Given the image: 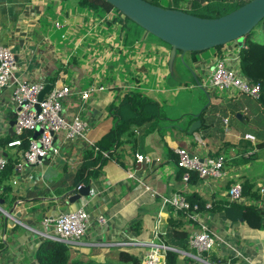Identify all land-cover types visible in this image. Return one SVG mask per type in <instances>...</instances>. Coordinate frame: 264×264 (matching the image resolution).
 Here are the masks:
<instances>
[{
  "label": "crops",
  "instance_id": "1",
  "mask_svg": "<svg viewBox=\"0 0 264 264\" xmlns=\"http://www.w3.org/2000/svg\"><path fill=\"white\" fill-rule=\"evenodd\" d=\"M14 4L24 6L18 16ZM119 19L122 16L115 10L80 7L77 0H0V45H9L14 52L13 78L68 86L71 93L62 100V113L66 118L78 115L87 122L85 135L89 142L101 141L115 126L117 117L109 107L117 105L126 93L139 92L160 108L159 117L154 116L152 123L142 126L132 122L126 126L120 135V161L112 156L94 164L91 169L98 173L88 176L89 195L74 203L68 202V196L63 202L62 188L46 195L30 192L50 188L66 174L75 173L83 161V151L91 147L83 139L68 141L60 134L54 138L58 154L41 163L23 165L21 171L12 170L9 178L0 180V264H37L34 252L45 239L43 219L77 208L87 211L89 221L84 236L69 243L72 258L118 264V254L123 251L142 259L152 249L150 243H164L156 236L164 233L171 217L180 220V229L191 235L205 223L218 238L219 255H233L240 261L222 264H241L242 258L248 264H264V229L251 228L242 218L235 219L234 214L226 215L220 209L228 206L227 190L235 182L249 179L256 187H264V147H255L252 157L253 151L239 153L243 147H254L260 141L254 136V141L245 138L244 127L264 129L254 122L261 107L255 99L246 103L245 95L229 98L233 95L208 92L204 87L205 73L212 67L215 50H211L212 58L202 53L195 55L193 63L186 61V65L182 63L184 54L181 58L176 53L170 64V47L164 44L138 41L128 48L123 41L125 28ZM237 50L233 43H228L220 51L234 57ZM176 58V64L181 65L177 68L178 78L173 70ZM189 71L198 76L203 73L202 105L200 102L186 109L185 105L170 107L184 87L182 82ZM89 84L104 89L82 100L80 91ZM11 91V86L0 91V141L14 134L10 131L15 116ZM165 105L168 107L164 110ZM201 110L204 126L190 133L189 127L195 120L201 126V119H193ZM177 147L200 156L225 152V176L184 181L182 170L176 165ZM135 153L148 155L151 162H137ZM16 156L20 161L15 146L4 147L0 143V157L8 160ZM130 172L133 177H129ZM175 192L205 202L198 221L192 223L187 216L169 207L162 208L161 197ZM253 202L243 195L240 203ZM98 216H103L105 223H99ZM157 220L158 232L154 231ZM16 225L23 229L18 230Z\"/></svg>",
  "mask_w": 264,
  "mask_h": 264
},
{
  "label": "trees",
  "instance_id": "2",
  "mask_svg": "<svg viewBox=\"0 0 264 264\" xmlns=\"http://www.w3.org/2000/svg\"><path fill=\"white\" fill-rule=\"evenodd\" d=\"M167 1L168 5L165 8L182 10L199 17L215 18L237 9L249 0H206L205 3H202L199 0ZM77 2L78 6L80 7L89 9H101L104 12L115 10L118 15L122 16V19H119V21L122 23V27L125 28L123 41L128 48H133L138 41H156L158 43L166 45L167 47H170L169 44L165 43L161 39L143 29L135 22L131 21L119 10L114 8L113 5L105 0H77ZM150 2L154 5L161 6L159 5V0H150ZM257 26H261L264 29V18L255 27ZM250 34L251 32L244 36L243 45L240 48L237 46L236 41H231V43H233L238 48L239 66L243 74L250 81L260 84V94L259 97L255 100L261 107V114H257L254 116V122L258 125L264 126V40L261 42L253 41L250 39ZM222 46L223 45L216 46L215 49L217 54L221 53L220 50ZM197 53L198 51L186 52L184 53L183 60L186 61L185 55L188 54L190 59L189 61H192L193 63L195 61V55ZM190 71L188 74L192 79L194 77L197 80L198 78L200 79V77L196 73L193 75ZM195 78L194 82L200 86L201 82H196ZM49 84L53 86L54 83L50 82ZM245 96H247V103H249V101L251 102V100L253 99L248 95ZM236 97L237 95L229 98ZM123 109L126 110V112L121 111ZM109 111L117 117L115 126L110 128L104 134L101 141L93 144V146L83 151V161L77 171L71 174L68 173L62 178L58 179L50 186V188H46L37 192H30V194L46 195L50 192V190H58V188H62L63 190H65V194L63 195V197H61V199L63 200V202H65L67 196L69 197L71 193L77 192V187L79 185H88L89 175L95 176L98 173L97 170L91 169L94 164H98L99 162H102L106 157L112 156H116V159L120 161L122 157V153L120 151V135L122 131L126 129V126H130L132 122L134 124L138 123L142 126L148 123H152L154 121V116L157 118L159 117L158 112L160 111V108L158 104L151 98L142 95L139 92H133L124 94L117 105H111L109 107ZM203 113L204 110H201L199 115L193 118L201 119V126L198 127L196 131L201 130L204 126ZM245 131L254 137H258L260 141L257 142L254 147L252 145L243 147V149L239 153L246 154L247 152L253 151L255 147H264V129L260 127L256 130L248 128V130ZM33 133V131L25 130L21 135L13 134L7 136V138L5 140H1L0 143L4 147H8L7 143L9 141L19 138L21 140V144L15 147L17 148V153L18 151L21 153L27 149L29 141L31 137H33ZM103 152L106 153V156L103 155ZM211 153L212 152H209V155H212ZM250 153L252 157L254 151ZM213 154L222 155L224 159L226 158L225 152L223 151L214 152ZM18 159L19 156H16L15 158L10 157L7 160L5 168L0 172V180L9 178L12 170H15V165L19 161ZM180 169L182 170L183 175L184 169ZM188 177L189 178L187 181L190 182H194L198 178H201L196 172H190ZM239 183L242 185V194L255 203L253 202V204H245L240 202H229L228 206H223V208H220L221 211L226 213V215H229V213L234 214L235 219L242 218L251 228L264 229V187H256L255 184L251 183L249 179L240 181ZM261 189L263 190L261 191ZM187 200L190 201L191 204L197 203L199 211H201V209H204L205 202L203 200H198L195 197H188ZM169 208L180 213L181 215L187 216L188 221L192 223L196 222L189 218V212L187 210L173 209L172 207ZM180 226V220L170 217L167 221L166 230L164 231V233L158 234V237L156 236V239H162L164 242L163 244H165L166 246L185 251L192 255H196V251L189 247V239L191 233H189L185 229H180ZM219 250L220 247L216 242L209 251L203 252L200 256L202 259L208 261L211 264H222L226 262L237 263L239 261V258L233 255L225 254L223 256H220ZM71 255L72 253L70 250V244L45 238L36 248L34 252V260L37 264H100L92 260L72 258ZM118 256L120 260L118 264H139V262L141 261L140 258L123 251L119 252ZM182 261H190L195 264H202L192 256L181 254L179 251H165L166 264H181ZM241 261V264L249 263L244 258H242Z\"/></svg>",
  "mask_w": 264,
  "mask_h": 264
},
{
  "label": "built area",
  "instance_id": "3",
  "mask_svg": "<svg viewBox=\"0 0 264 264\" xmlns=\"http://www.w3.org/2000/svg\"><path fill=\"white\" fill-rule=\"evenodd\" d=\"M56 26L58 24L56 23ZM15 69V56L12 47L0 45V91L11 86V99L14 107L13 132L21 135L25 130L35 131L41 128V133L35 138L31 137L28 147L21 152V159L15 165V171H21L23 165L41 163L52 154H58L59 148L54 146V138L60 134L64 135L65 140H86L88 145L93 146L86 138L88 124L78 115L66 118L62 113V100L67 97L71 90L68 86L53 85L38 100L39 92L43 89L44 83L36 81L15 80L13 71ZM204 86L208 92L228 94L235 96L245 94L253 99H257L260 94V84L250 81L241 71L239 66V51L234 57L224 56L222 53L215 54V60L209 71L207 84ZM104 89L99 85L89 84L86 89L80 91V98L86 100L92 93ZM245 138L254 141L251 134H245ZM21 144V140L16 138L7 143L8 147ZM97 149V148H96ZM177 155L176 165L184 169L182 179L188 180L190 172H196L199 177L222 178L225 176L222 155H204L188 152L185 148L177 147L174 149ZM106 156V153L103 152ZM135 159L140 163H150L151 158L146 154L135 153ZM7 159L0 157V172L5 168ZM133 177V173L128 174ZM13 183H16L14 181ZM82 185L77 187V190ZM147 188V186H146ZM263 190V189H262ZM229 202H241L243 199L242 185L237 182L232 184L227 190ZM162 208L172 207L173 209H183L189 212L188 216L194 221L199 219L198 204H191L182 192H175L168 196L161 197ZM99 223H105L103 216H98ZM89 215L83 208L62 212L55 217L44 218L42 221L45 238L72 243L80 240L87 229ZM215 233L209 227L201 223L197 232L193 233L189 239V247L196 251L192 255L185 251L177 250L173 247L152 242V249L144 256L139 264H166L165 251L174 250L181 254L190 255L202 263L210 264L201 258V254L209 251L217 241ZM225 243V242H224ZM226 245L229 246L226 242ZM237 255V253H236ZM245 259V258H244ZM246 260V259H245ZM247 261V260H246Z\"/></svg>",
  "mask_w": 264,
  "mask_h": 264
},
{
  "label": "water",
  "instance_id": "4",
  "mask_svg": "<svg viewBox=\"0 0 264 264\" xmlns=\"http://www.w3.org/2000/svg\"><path fill=\"white\" fill-rule=\"evenodd\" d=\"M105 1L131 21L169 44L170 64H172L177 51H180L182 58L186 52L204 51L231 41H236L240 48L243 45L244 36L264 18V0H249L237 9L215 18L199 17L182 10L154 5L150 0ZM50 87V84L44 85L38 95L39 101ZM236 116L240 118V114ZM14 122L15 120L10 123L11 132ZM199 126L200 121L197 119L189 127V132L191 133ZM41 131V128H37L33 133V138ZM89 192V185L81 186L76 194L68 197V202L74 203L81 197L88 196ZM10 222L12 223V220Z\"/></svg>",
  "mask_w": 264,
  "mask_h": 264
},
{
  "label": "rangeland",
  "instance_id": "5",
  "mask_svg": "<svg viewBox=\"0 0 264 264\" xmlns=\"http://www.w3.org/2000/svg\"><path fill=\"white\" fill-rule=\"evenodd\" d=\"M159 5H161L162 7H166L167 5H168V1L167 0H159ZM14 9H16L17 10V16L19 15V13L24 9V6H22V7H20L19 6V4H14V7H13ZM52 25H54L55 26V22H53L52 21V23H51ZM55 28H59V27H55ZM250 39L251 40H253V41H258V42H261V41H263L264 40V29L261 27V26H257V27H255L252 31H251V34H250ZM231 43V42H230ZM228 44V43H227ZM226 44H224L223 46H225ZM222 46V47H223ZM216 47H214V48H210V49H207V50H204V51H198V53L196 54V56L197 57H199L200 56V54H202V53H207L211 58H212V56H213V54H212V51H216V49H215ZM212 50V51H211ZM177 54H180V52L179 51H177L176 52ZM227 56H229V54L227 53L226 54ZM185 59H186V61H188L189 63H191V61H189L190 59H189V55L188 54H186L185 55ZM214 60H215V56H214V58H213ZM213 60V61H214ZM186 61H182V63L184 64V65H186V64H188ZM209 61H211V59L209 58ZM176 62H177V58H176V60H175V63H174V67H173V70H174V73L177 75V78L178 77H180L179 75H178V71H177V68L179 67V66H181L180 64L179 65H177L176 64ZM181 63V64H182ZM211 63H212V61H211ZM182 64V65H183ZM183 65V66H184ZM181 69L182 70H184L183 69V67H181ZM208 74H209V72H206L205 73V81H204V83H205V85L207 84V78H208ZM200 76H203V73L202 74H200ZM199 76V77H200ZM188 78V79H187ZM186 79H184V81L183 80H180L179 82H181V81H183L182 83H185L184 84V87L181 89V91H178V93H179V95H178V97H176V101H175V103L174 104H172V105H170V107H175V108H177L178 106H180V105H185V107H184V109H186V108H191V105H194V104H198V103H200L201 102V105H202V86H199L198 84H196L195 82H194V78L192 79L190 76H189V74H188V77H187ZM195 81L197 82H201V84H202V78L200 77V79L198 78V80L195 78ZM195 83V84H194ZM205 87V86H204ZM207 90H209L210 91V89H207ZM199 97H201V98H199ZM246 103L248 102V100H246L245 101ZM250 102V101H249ZM169 105V104H168ZM168 105H165L164 106V110H165V108L166 107H168ZM217 128H218V126H219V122L217 123ZM245 129L244 130H248V127H244ZM214 152H212L211 154L212 155H214L213 154ZM251 157V156H250ZM205 224V223H204ZM158 225H159V220H157L156 221V224H155V228H154V231H156V232H158ZM17 226V229L18 230H22L23 228L21 227V225H16ZM159 244H162V243H159ZM1 246L4 248V241H2V243H1ZM82 260V259H81ZM200 261V260H199ZM202 264H205L203 261H202ZM211 264V263H210Z\"/></svg>",
  "mask_w": 264,
  "mask_h": 264
}]
</instances>
